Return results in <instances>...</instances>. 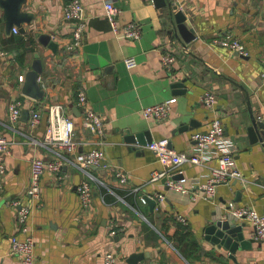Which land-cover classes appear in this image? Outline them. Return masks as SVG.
<instances>
[{
	"label": "crops",
	"instance_id": "1",
	"mask_svg": "<svg viewBox=\"0 0 264 264\" xmlns=\"http://www.w3.org/2000/svg\"><path fill=\"white\" fill-rule=\"evenodd\" d=\"M70 1L26 0L22 10L34 18L30 24L22 23L24 33L17 28V33L7 35L2 21L0 132L10 145L6 174L0 177V264H22L9 254L11 237H24L11 204L15 199L32 207L28 227L35 240L34 264H103L110 249L117 255L115 264H131L136 253L148 255L141 260L146 264H264V241L254 237L248 221L233 220L245 222V239H252L233 258L205 238V227L228 215L229 202L264 214V129H258L255 142L248 132L252 119L264 124V0H168L171 9L157 7L153 0H80L87 27L82 45L68 54L71 24L63 20V9ZM107 1L119 9L120 25H141L139 39L114 36L105 16ZM177 11L184 13L186 27L193 30L195 38L189 42L170 32ZM42 33L57 43L55 51L38 41L37 34ZM226 34L244 46L246 55L212 43ZM163 51L175 55L170 70L161 65ZM36 54L43 64L38 79L45 91L41 100L21 92ZM127 57L136 61L134 68L126 67ZM176 83L182 84L175 87ZM81 89L103 119V143H97L98 138L82 125L76 105ZM206 91L215 95L212 108L202 103ZM172 97L176 102L167 118L142 116L144 107ZM15 100L23 102V109L42 113L36 128L31 129L21 116L17 122L10 121L8 106ZM56 103L74 118V152L45 144L47 109ZM216 116L242 179L217 185L211 199H192L191 193L168 189L166 175L151 181L154 172L168 175L169 168L146 147L148 141L165 137L176 151L195 153L197 143L191 135L207 131ZM97 145L104 151L107 167H78L79 158ZM56 151L66 162L59 173L42 174L38 204L27 193L31 161L54 159ZM216 167L218 157L211 153L203 164L186 163L179 169L189 187L192 181L204 183ZM119 170L127 175L125 184L117 181ZM85 178L94 181L89 209L81 207L76 193ZM159 193L165 200L155 202L153 210L140 200ZM176 214L186 217L188 225L176 220Z\"/></svg>",
	"mask_w": 264,
	"mask_h": 264
},
{
	"label": "built area",
	"instance_id": "2",
	"mask_svg": "<svg viewBox=\"0 0 264 264\" xmlns=\"http://www.w3.org/2000/svg\"><path fill=\"white\" fill-rule=\"evenodd\" d=\"M120 11L111 2H105V16L109 21L112 33L119 38H128L137 40L141 37L142 27L139 23L130 22L120 25L118 22ZM63 20L71 24V41L65 47L68 54L73 53L83 43L84 33L87 27L86 18L83 13V5L80 0H71L63 9ZM14 33L18 32L16 27L12 28ZM212 43L217 46L226 47L232 52L240 55H246L244 46L231 34L215 37ZM4 55L3 52L0 53ZM161 65L170 70L175 61V55L171 52L163 51L160 56ZM127 68L132 69L136 66L133 57L125 59ZM176 102V97L164 100L160 103L151 104L144 107L141 111L143 117H153L156 120H163L170 114L172 106ZM202 103L212 108L215 103V95L213 92L206 91L202 97ZM76 105L81 109L82 125L98 138L97 143H103L104 139V122L99 113H97L90 105L85 91L83 89L77 91ZM24 104L21 100L12 101L9 106V119L11 122H17L20 119ZM48 127L45 134V144L52 145L67 152H74L77 148V142L74 139V118L69 115L62 104H52L47 109ZM42 120V113L35 109L29 110L28 124L31 129L36 128ZM191 138L196 141L197 149L195 153L178 152L170 147L168 138L152 140L146 144V147L153 151L159 162L169 168V174L166 171L154 172L151 181L160 180L166 177L165 184L170 190L180 194L191 193L192 199L198 196L205 199H211L215 196L216 187L221 183L228 182L230 179H242V175L236 166L233 165L234 151L228 146L224 139V127L220 117H214L209 124V128L205 132H194ZM9 139L0 132V177L6 174V155L9 150ZM100 146L83 154L78 161V167H99L106 168L105 154ZM215 154L218 157V167L214 168L204 183L192 181L187 187L188 179L179 169L186 163L203 164L210 155ZM54 159L34 158L31 161L30 180L27 188L28 196L31 201L40 204L41 202V176L44 172L59 173L63 164L66 162L65 157L58 151ZM177 173L179 175H177ZM175 174V175H174ZM117 181L120 184L127 182L125 172L119 170L115 173ZM179 176L178 178H174ZM93 182L90 178L83 179L76 186V193L79 197L81 207L89 209L93 200ZM96 182L101 183L96 179ZM198 190V191H197ZM108 191L115 194L113 188L109 187ZM153 199L160 203L165 200L163 193L156 194ZM142 202H146V197H140ZM11 204L16 208V222L19 226L20 233L24 235L19 238L13 235L10 242L11 256L18 257L22 264H34L35 240L29 233L28 218L31 213V205L22 204L20 200H12ZM228 215L237 221H248L254 227V237L264 241V214H258L254 209L248 206H236L233 202L227 204ZM175 219L183 226L188 225L186 217L176 214ZM111 236L115 235V231L110 232ZM117 255L114 250L110 249L104 254L103 264H115ZM137 264H146L140 261Z\"/></svg>",
	"mask_w": 264,
	"mask_h": 264
},
{
	"label": "water",
	"instance_id": "3",
	"mask_svg": "<svg viewBox=\"0 0 264 264\" xmlns=\"http://www.w3.org/2000/svg\"><path fill=\"white\" fill-rule=\"evenodd\" d=\"M26 0H0V11L1 18L4 24V31L7 35L11 34L12 28L16 27L19 29L20 33H24L25 29L21 26L22 23H32L34 14L28 11H23V5ZM157 7L169 6L168 0H153ZM175 8V7H174ZM186 17L182 11H177L173 15V26L170 32L179 33L181 37L189 42L195 38L193 30L188 29L185 23ZM38 41L43 45L47 46L54 51L57 48V43L52 40L50 34H37ZM35 60L32 64L31 69L25 72L23 78V85L21 92L23 95L32 98L34 100H41L45 96V91L42 88L40 82L38 81L39 76L43 72V64L39 55H35ZM182 83H176L175 87H179ZM77 110V109H76ZM29 119V111L23 109L21 113V120L26 122ZM259 128L264 129V124L258 122L255 119H252L251 126L248 128L251 141L255 142L259 140L257 131ZM136 138H140V135H137ZM151 141V140H150ZM148 141V142H150ZM175 176L174 178H178ZM150 209L153 210L155 206L154 199H147ZM245 222L237 223L227 215L224 218H215L205 227L206 239L211 241L213 244L217 245L219 248H222L225 251H228L230 257L233 258V255L239 248H245L252 242V239L247 241L243 232ZM115 239H118L116 237ZM145 256H148L146 253H136L133 254L129 262L131 264H137L138 261L144 259Z\"/></svg>",
	"mask_w": 264,
	"mask_h": 264
},
{
	"label": "trees",
	"instance_id": "4",
	"mask_svg": "<svg viewBox=\"0 0 264 264\" xmlns=\"http://www.w3.org/2000/svg\"><path fill=\"white\" fill-rule=\"evenodd\" d=\"M1 30H2V19L0 17V32H1ZM192 244L194 245L195 243L192 241Z\"/></svg>",
	"mask_w": 264,
	"mask_h": 264
}]
</instances>
